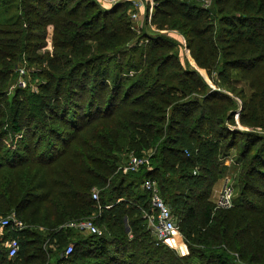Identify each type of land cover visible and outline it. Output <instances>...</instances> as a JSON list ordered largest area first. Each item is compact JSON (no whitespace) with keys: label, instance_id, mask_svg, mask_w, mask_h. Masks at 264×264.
Returning <instances> with one entry per match:
<instances>
[{"label":"trees","instance_id":"trees-1","mask_svg":"<svg viewBox=\"0 0 264 264\" xmlns=\"http://www.w3.org/2000/svg\"><path fill=\"white\" fill-rule=\"evenodd\" d=\"M155 1L152 23L162 18L178 29L187 48L196 50L199 66L214 67L223 83L230 80V70L250 78L254 91L242 103L240 118L253 130L230 128L238 103L181 62L173 52L176 45L184 46L176 35L153 34L147 28L140 34L132 31L131 3L109 8L100 0H0V142L12 141L0 143V175L47 155L43 164L53 165V177L35 170L25 178L34 182V191H41L32 194L38 202L46 203L58 189L63 195L50 203L59 218L46 215V231L29 225L19 231L10 225L0 229V264H59L71 242L75 247L67 264H239L225 247V233L216 236L203 228L216 223L213 206H218L208 197L221 176L220 156L230 149H239L247 159L240 179L242 197L255 194L258 206L264 199V131L257 130H264V85L259 78L264 79V0H212L211 7L202 0ZM49 25L54 28V51L39 54ZM25 59L36 67L8 94L7 86ZM95 120L101 127L94 130ZM19 135L36 140L33 146L40 153L13 164L15 156L30 150L18 142ZM124 152L131 154L122 160ZM133 155L148 160L136 171H123ZM79 158L82 176L72 167ZM106 171L111 175L102 173ZM87 176L94 180L86 183ZM148 179L156 181L170 206L189 255L157 244L146 228L143 213L151 208V194L143 183ZM93 187L99 189L98 200ZM0 199V215L6 216L11 202L6 196ZM94 212L100 234L63 225ZM236 230L231 238L242 251ZM11 238L20 244L13 257L6 245Z\"/></svg>","mask_w":264,"mask_h":264},{"label":"rangeland","instance_id":"rangeland-1","mask_svg":"<svg viewBox=\"0 0 264 264\" xmlns=\"http://www.w3.org/2000/svg\"><path fill=\"white\" fill-rule=\"evenodd\" d=\"M148 2L145 5V9H143L139 15V18L136 20L131 19V24L133 25L132 31L136 34H140L142 32V29H148L151 33L156 34V33H164V34H169L173 33L176 35V38H178L182 45H184V35L179 32L178 29H171V25L169 22L165 19L159 18L157 23H148L147 24V13L150 4L152 5V0H147ZM155 1V0H154ZM104 3L107 7H111L108 3L109 0H104ZM202 2H207V6L212 5V0L206 1L202 0ZM156 3V1H155ZM151 7V6H150ZM155 9H156V4H155ZM155 13V10H154ZM154 15V14H153ZM153 19V17H152ZM161 23L162 26L160 27ZM148 25V26H147ZM159 25V26H158ZM172 34V35H173ZM54 28L53 25H49L47 27V31L45 33V38L42 40L41 46L38 48L37 52L40 54L45 53L46 51L53 52L54 51ZM2 47L7 50L8 47L5 45H2ZM196 48V46H195ZM193 48H180L179 46H175L173 49V52L176 51L175 53L178 54L181 62L184 64L188 63L190 67H193L199 71L204 79L209 83V85L212 88H219L221 91H223L225 94H228L231 96L236 102L238 103V110L237 113L235 114V124H230L231 129H237L240 131H245V130H253L252 126H250L249 122L247 120H241V109H242V103L246 99H250L254 89L251 87L250 84V78H246V76L240 71V70H230V80L228 82H221L218 74L216 73L214 67L210 68H205L201 67L198 65L196 59H195V51ZM23 64H20L19 74L17 78L10 83L9 86H7V93H12L14 89L17 87V84L21 83L22 81L25 83L27 81V77H30L29 74L34 70L36 65H29V62L25 59L22 61ZM218 69V68H217ZM16 70V72H17ZM17 72V73H18ZM261 73H257L256 76L259 77ZM261 82L264 85V79L259 77ZM253 80V78H251ZM170 83V82H169ZM27 84V83H26ZM25 85V84H24ZM34 87V86H32ZM178 97H181V93L178 94ZM88 98H84L82 101L87 102ZM1 101V100H0ZM95 110V108H93ZM99 120H95L93 122V125L97 124L96 126L93 127V129H97L101 127V124H99ZM105 123V122H104ZM106 126L105 124H102V127ZM257 130L263 132L264 130H261L259 127H257ZM91 133V130H90ZM89 133V134H90ZM21 136H17V140L21 144H28L30 146L29 153L26 154V156H23L22 154L18 157H14V160H11L13 164L17 163V161L21 160H26V159H31L32 157L37 156L40 153V148H35L33 146L34 140L31 137L24 136L20 138ZM5 141V139H4ZM49 140L44 141V145L48 143ZM12 141L9 139L5 141L3 144H11ZM17 142V143H18ZM82 137L78 139L77 144H81ZM2 144V142H0ZM74 143V141L72 142ZM2 144V145H3ZM17 145V144H16ZM14 147V146H13ZM3 153V151H1ZM153 153L152 150L148 152ZM131 153H129L130 155ZM128 153L124 152L120 154V157L123 159H126V157L129 156ZM42 161L41 162H32L31 160L29 162L22 163L20 165H16L12 167L13 169H6L4 170L5 175H0V195L8 197V201L6 202H11L10 205L12 208L7 212L8 214L15 213L16 209L18 210L17 213L22 216V218L25 220L24 223L26 225H29V227H34L33 229L36 230H47V225L49 224V220L45 221L43 218L46 215H49L48 219H58L59 214L56 215V208L53 207V209L50 207V203L57 198H63V195L60 194L61 190L58 189L56 191H59V193H52V196L50 195L49 200L45 202H38L36 201L35 197L32 195L33 193H39L41 191L37 190L34 191V180L31 182H27L29 179L25 178V174H33L35 170H38L43 173V176L46 177L47 179H51L53 175L51 174L54 173V167L53 165L48 166L46 164H43L44 161L47 159V155L41 156ZM68 159L65 161L66 164H68ZM126 161V160H125ZM247 159L243 160L242 156L240 155V150L237 148L230 149L227 152H224L220 156V162H221V167L219 169V173H221L220 178L217 180V182L214 184L212 187V190L210 192V195L208 197V200L211 201L215 205V201L218 199V196L220 195V192L224 188L226 184H229L233 188V196H232V203L231 206L228 208L224 207H214L213 210V217H216V223L215 225H212V223L208 226H204V230L210 231L212 235H221L222 233H225L227 236L226 240L228 242L226 243L225 247L227 250L235 256L236 261L239 264H264V199L261 198L259 200V206H258V199L255 194H249L245 199L241 195V185H240V179H241V173L243 171L245 162ZM48 162V161H46ZM80 158L77 160V163H75L72 167H75L76 169L73 170L75 173H78L79 175H83V170L84 168L79 165ZM71 164V163H70ZM102 171V170H99ZM103 174L106 175H111L109 171L102 172ZM93 181L94 178L92 176H87L84 178V181ZM86 182V181H85ZM4 183V184H3ZM87 183V182H86ZM94 185V184H92ZM91 185V186H92ZM8 189V192L6 191V195L3 193L5 190ZM92 187H89L87 191H89ZM99 191L97 187H93V191ZM32 195V196H31ZM246 199H250L247 201ZM28 200V202H27ZM1 203L4 201L0 199ZM250 203V205H249ZM71 205V201H70ZM79 203H75V206H73V211L76 212L78 209ZM251 205H255L257 208H253L255 211L254 212H245L244 210H239L237 209L238 207H247ZM72 209V205L70 206ZM35 209H38V211L34 212ZM257 209V210H256ZM221 212V213H220ZM228 212V214L226 213ZM6 212H3V214ZM85 212H83L84 214ZM96 213H92V215H84L81 217H74L66 222H64V226L72 229H76V225L80 223L82 220H94L95 222V217ZM1 214L0 217H3L5 215ZM17 215V214H16ZM227 217V218H225ZM31 220H35L34 223L31 222ZM231 220H234V226L232 224V227L230 226ZM224 222V223H223ZM32 223V224H31ZM45 223V224H44ZM39 224V225H38ZM128 222L126 223V225ZM220 224V225H219ZM146 228H148L153 235L152 229L149 227L148 222H146ZM255 226V227H254ZM237 228L236 232V237L239 238L241 237L242 239V244L241 246L244 247L242 251L236 250L237 247H235V243L233 238H231V234L233 233V229ZM251 229H256L259 233L258 235H253L250 233ZM239 236V237H238ZM152 238V236H151ZM154 238V235H153ZM240 239V238H239ZM191 240V239H190ZM189 240V241H190ZM47 240H45L46 242ZM187 239L184 236V233L182 230L178 227V230L174 233V235L171 237V239L168 241L166 244L169 248H171L174 252L178 253L180 256H186L189 255L190 252L188 250L187 246ZM45 242L43 244V247H47L45 245ZM194 242V241H193ZM191 243V242H189ZM200 243H196L195 246L197 247H203L199 245ZM44 248V249H45ZM47 249H51L47 247ZM55 248H53V251ZM47 255H50V252H47ZM192 264V263H191Z\"/></svg>","mask_w":264,"mask_h":264},{"label":"built area","instance_id":"built-area-1","mask_svg":"<svg viewBox=\"0 0 264 264\" xmlns=\"http://www.w3.org/2000/svg\"><path fill=\"white\" fill-rule=\"evenodd\" d=\"M103 3L104 0H100ZM107 1V0H106ZM152 5L150 4L149 8H147V21L152 23V17L155 10V1L152 0ZM210 1V0H206ZM147 0H109V5L113 6L117 3H131L132 8L129 10L131 12V19L136 20L139 18V15L143 9H145V5ZM207 4V2H205ZM185 39V38H184ZM184 48H187L186 40H184ZM24 84V83H23ZM148 160V157H137L131 156L127 165L122 167V170L125 172H129L130 170L136 171L142 164H144ZM143 187L148 190L151 194V208L150 210H146L143 213V217L148 222L149 227L153 231L154 238L157 244H167L174 233L178 230V222L173 216L172 210L170 206L165 202V200L161 197L159 193V188L157 186L156 181L154 180H146L143 183ZM92 196L95 200L99 198V191H93ZM233 196V188L226 184L218 199L215 201V204L218 207L228 208L231 206ZM12 226L14 230L19 231L26 227V224L22 219H20L15 213L8 214L6 216L0 217V229H3L6 226ZM82 232L86 233H101V229L97 226L94 220H82L80 223L76 225ZM0 240H3L0 237ZM6 245L9 248V257H13L19 251V240L18 238H11L6 241ZM75 244L73 242L69 243L65 250L63 251V259L59 264H67L66 259L70 257L74 250Z\"/></svg>","mask_w":264,"mask_h":264}]
</instances>
